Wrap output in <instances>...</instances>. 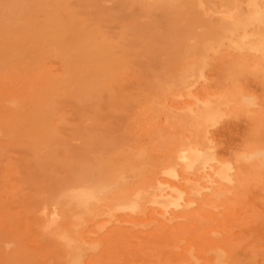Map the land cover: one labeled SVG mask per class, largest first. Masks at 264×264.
<instances>
[{
    "label": "bare ground",
    "instance_id": "6f19581e",
    "mask_svg": "<svg viewBox=\"0 0 264 264\" xmlns=\"http://www.w3.org/2000/svg\"><path fill=\"white\" fill-rule=\"evenodd\" d=\"M107 2L125 55L113 59L114 44L96 29L83 38L77 30L64 47L81 8ZM133 4L163 9L175 26L157 33L162 23L139 22ZM263 8L264 0H0V264H264V98L240 79L264 83ZM160 52L165 75L134 68ZM50 56L62 58L60 74L45 67ZM218 61L231 72L208 84ZM131 81L144 86L127 91ZM64 105L82 108L70 133ZM238 117L253 140L223 156L215 130Z\"/></svg>",
    "mask_w": 264,
    "mask_h": 264
},
{
    "label": "rangeland",
    "instance_id": "374dc122",
    "mask_svg": "<svg viewBox=\"0 0 264 264\" xmlns=\"http://www.w3.org/2000/svg\"><path fill=\"white\" fill-rule=\"evenodd\" d=\"M69 3L76 7L77 1L79 0H68ZM115 5L113 3H104L103 7H99L98 9H87V8H81L80 12V18L81 20H84L80 22L79 28L73 31H69L65 34L63 42H65L63 45L66 48H69L70 45L75 44V36L77 30L79 32L77 33L80 38L86 37L87 33L90 32L92 29H96L100 31L98 35H105L106 40L112 44H114L112 57L113 59L121 58L125 55V48L127 46L125 39L122 37H119L120 32V24L116 20V16H112L115 9L113 8ZM264 9V8H263ZM129 11H132L133 13L137 14L138 16H141L139 18V22L141 23H147V24H155L156 22L160 21L162 23V29L157 30V33L159 31L162 32V30H172L175 24H171L172 22L166 21V16L163 11V9H158L151 11H147V9H143L138 4H133L129 7ZM149 12H151L149 14ZM108 14L109 17L106 20H103L99 18V14ZM154 29V28H153ZM167 31V35H170ZM99 41H101L102 36L97 38ZM221 41L227 42L226 39L221 38ZM149 43V42H148ZM146 44V43H145ZM12 48L10 50H17L16 42L11 43ZM126 45V46H125ZM150 45V44H147ZM116 46V47H115ZM125 47V48H124ZM4 49V47H0V50ZM11 53V52H10ZM12 54V53H11ZM18 52H14L12 55V60L15 59ZM156 57L153 58H143L142 60L134 61L133 63H136L137 65L134 66L137 70L141 71L147 78L155 77L156 75H165L167 73L168 69V57L164 53L156 54ZM132 56H129V60H131ZM24 61L29 63L31 59L29 58V55L27 54V57L24 56ZM23 61V62H24ZM62 58L60 56L57 57H46L45 58V67L52 69L54 73L60 74L62 72V65H61ZM19 65L18 61H15V65ZM231 72L230 68H226L223 64H221V61H218L217 63H213L210 68L207 71V82L208 84L217 85L218 83H222L226 80L227 73ZM132 71L128 70V74H131ZM241 82L245 84V86H248L253 92L258 94V96L264 98V83L262 82V79L260 77L254 76V75H243L240 77ZM121 86L120 83H117ZM139 86H144V84H137L133 81L129 82V84L125 85V89L127 91H136ZM64 90H60L58 94V98H64ZM103 101L107 100V96L104 95L102 98ZM54 101V99H52ZM105 103V102H103ZM64 109L66 112V117L68 120V124L66 127L63 128V130L67 133L72 132L73 130L71 128L75 127L76 125H79L80 121V111L78 113V110L82 109L80 106L75 105H64ZM88 122L86 125L89 126ZM249 124L244 120L243 117H238L234 119V124L232 128L227 127H218L215 131V143H216V149L219 154L223 156H228L230 152H232L234 149L238 148L239 145H241V141L243 138H248L250 140H253L251 131H249ZM73 144L79 145L81 142L79 140H73ZM261 209H264V204H261ZM261 236H264V231H261ZM35 243L31 242L28 244V248L33 250L31 246H33ZM264 245V244H263Z\"/></svg>",
    "mask_w": 264,
    "mask_h": 264
}]
</instances>
